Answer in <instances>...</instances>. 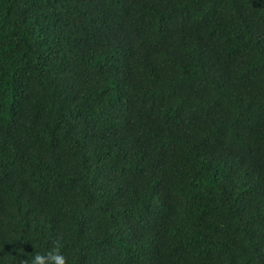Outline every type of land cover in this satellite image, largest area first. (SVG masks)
Instances as JSON below:
<instances>
[{
  "label": "trees",
  "instance_id": "16d2710c",
  "mask_svg": "<svg viewBox=\"0 0 264 264\" xmlns=\"http://www.w3.org/2000/svg\"><path fill=\"white\" fill-rule=\"evenodd\" d=\"M264 264V0H0V261Z\"/></svg>",
  "mask_w": 264,
  "mask_h": 264
},
{
  "label": "clouds",
  "instance_id": "9594fccd",
  "mask_svg": "<svg viewBox=\"0 0 264 264\" xmlns=\"http://www.w3.org/2000/svg\"><path fill=\"white\" fill-rule=\"evenodd\" d=\"M62 248L61 241L57 239L46 252L28 257L23 261V264H68V258L63 253ZM0 264H2V261H0Z\"/></svg>",
  "mask_w": 264,
  "mask_h": 264
}]
</instances>
